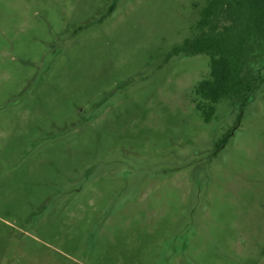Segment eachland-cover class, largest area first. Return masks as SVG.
Masks as SVG:
<instances>
[{
    "label": "rangeland",
    "instance_id": "1",
    "mask_svg": "<svg viewBox=\"0 0 264 264\" xmlns=\"http://www.w3.org/2000/svg\"><path fill=\"white\" fill-rule=\"evenodd\" d=\"M204 2L0 0V264H264V41L206 121Z\"/></svg>",
    "mask_w": 264,
    "mask_h": 264
},
{
    "label": "trees",
    "instance_id": "2",
    "mask_svg": "<svg viewBox=\"0 0 264 264\" xmlns=\"http://www.w3.org/2000/svg\"><path fill=\"white\" fill-rule=\"evenodd\" d=\"M198 13L196 33L175 50L209 56V74L193 89L195 106L209 121L216 103L230 99L242 107L257 88L245 65L264 41V0H205Z\"/></svg>",
    "mask_w": 264,
    "mask_h": 264
}]
</instances>
